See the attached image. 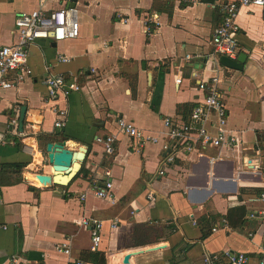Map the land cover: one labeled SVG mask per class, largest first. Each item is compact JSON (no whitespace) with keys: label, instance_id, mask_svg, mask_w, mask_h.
Returning <instances> with one entry per match:
<instances>
[{"label":"crops","instance_id":"1","mask_svg":"<svg viewBox=\"0 0 264 264\" xmlns=\"http://www.w3.org/2000/svg\"><path fill=\"white\" fill-rule=\"evenodd\" d=\"M233 1L170 0L171 13H155L160 26L147 36L146 16L165 1L76 0L77 39H40L27 47L33 75L0 91V166L28 164L23 183L0 187V264H124L129 254V264H204L207 256L229 264L235 253L259 264L264 222L251 214L264 212V15L256 8L240 10L237 59H248L243 71L226 68L211 40L223 21L222 5ZM71 4L0 0V47L17 42L19 14H50ZM50 75L75 79L81 89L51 100L44 85ZM214 77L228 111L226 143L164 151V119L190 124L180 107L203 104L206 93L199 85ZM120 118L158 142L139 149L119 131ZM60 120L62 129L55 126ZM204 125L217 136L216 114L210 112ZM58 132L69 149L85 146L88 152L70 184L46 187L32 180L51 174L37 138ZM109 136L116 137L114 155L98 140ZM15 139L23 144L21 152ZM170 153L175 160L167 164ZM210 158L221 159L211 165ZM106 182L113 184V200L95 196L94 183ZM83 218L103 224L95 251L90 228L79 225ZM61 244L70 246V256L57 250ZM88 252L99 255L88 259Z\"/></svg>","mask_w":264,"mask_h":264},{"label":"built area","instance_id":"2","mask_svg":"<svg viewBox=\"0 0 264 264\" xmlns=\"http://www.w3.org/2000/svg\"><path fill=\"white\" fill-rule=\"evenodd\" d=\"M242 8H256L264 15V0H235L222 5L223 21L214 31L211 40L217 59L221 56H226L232 60H236L238 57L239 48L236 36L240 31V27L237 19ZM144 22L147 36H151L160 26L158 15L156 14L146 16ZM15 34L17 37L15 44L0 47V91L16 88L20 83L33 75V70L29 66V53L27 51L29 45L40 39L61 42L74 40L80 36L77 10L74 8L60 9L50 14H45L42 11L23 12L16 18ZM188 58L190 57L188 56ZM61 61L67 62L68 58H61ZM218 82V77H214L200 83L199 87L206 93V97L203 104L193 109L190 124L176 125L172 119H164V126L167 129L166 142L163 146L164 151L169 152L178 146V144L180 145L179 149L188 153L192 152L197 145L220 147L226 143L225 126L227 125L228 111L225 99L219 92ZM176 83L181 84V80L178 79ZM44 85L51 100H56L60 94L68 97L72 93L79 92L81 89L75 79H66L63 75H50L46 77ZM210 112H213L218 117L217 136L210 134L204 125L205 118ZM60 115L64 116L65 112L61 111ZM192 124H199V126L195 128ZM117 125L119 131L131 138L139 149L148 143L158 142L156 137L147 135L125 118H120ZM55 126L58 129H62L65 124L60 120L56 122ZM98 140L105 143L108 154L115 152V136ZM220 159L210 158L209 163L213 165ZM174 160L175 155L170 153L166 158V163L171 164ZM107 175L109 177L110 173H107ZM160 175H165L164 170L160 171ZM93 187L97 198L113 200V184L111 182H106L103 186L94 183ZM261 197L262 201H264V193ZM81 198L85 199V195ZM251 218H259L264 222V212H254L251 214ZM79 225L90 228L92 249L94 251L97 250L102 240V222L96 219L83 218L80 220ZM217 230L215 228L213 231ZM57 250L68 256L71 255V249L68 244L59 245ZM228 257L229 264L249 263V258L244 253L229 254ZM213 261V257L207 256L204 259V264H214ZM70 264L86 263L72 261ZM259 264H264V249Z\"/></svg>","mask_w":264,"mask_h":264},{"label":"water","instance_id":"3","mask_svg":"<svg viewBox=\"0 0 264 264\" xmlns=\"http://www.w3.org/2000/svg\"><path fill=\"white\" fill-rule=\"evenodd\" d=\"M75 1L71 0V7H75ZM248 56L242 54L237 60H232L226 56L220 58V64L226 68L243 71L246 65ZM27 109L24 107L21 111L19 129L23 131L24 120ZM87 148L82 146L77 151L68 148L65 141L49 143L46 148L47 160L51 166V174H37L39 182L44 186L50 187L52 185L67 186L70 184L81 172L83 163L87 155ZM155 248H149L148 250H156ZM145 250H140L137 254L143 253ZM132 254L125 256L124 264H129V260Z\"/></svg>","mask_w":264,"mask_h":264},{"label":"trees","instance_id":"4","mask_svg":"<svg viewBox=\"0 0 264 264\" xmlns=\"http://www.w3.org/2000/svg\"><path fill=\"white\" fill-rule=\"evenodd\" d=\"M160 1H165V4L161 7H154L152 10L155 11V13H171L172 7L170 5V0H160ZM184 109L185 113L192 114V108L190 105H183L180 107V110ZM38 143L40 146V149L44 154H46V148L49 143H56V142H61L66 139L64 134L62 132H58L54 135H39L38 136ZM15 145L18 150V152H21L23 150V144L20 140L15 139ZM173 151V150H171ZM115 154V153H114ZM112 154V155H114ZM28 166L27 163H14V164H2L0 166V187L3 186H14L23 183V173L26 167ZM83 173H87L86 170L83 171ZM99 254L95 252H88L84 256L88 259H92L94 256L97 257ZM101 264H106L105 260H100L98 261Z\"/></svg>","mask_w":264,"mask_h":264},{"label":"bare ground","instance_id":"5","mask_svg":"<svg viewBox=\"0 0 264 264\" xmlns=\"http://www.w3.org/2000/svg\"><path fill=\"white\" fill-rule=\"evenodd\" d=\"M32 180L35 182V183H39V180L37 178H32ZM41 183V182H40ZM42 184V183H41ZM40 185V184H39Z\"/></svg>","mask_w":264,"mask_h":264},{"label":"rangeland","instance_id":"6","mask_svg":"<svg viewBox=\"0 0 264 264\" xmlns=\"http://www.w3.org/2000/svg\"><path fill=\"white\" fill-rule=\"evenodd\" d=\"M46 156V154H44ZM46 159H47V156H46Z\"/></svg>","mask_w":264,"mask_h":264}]
</instances>
